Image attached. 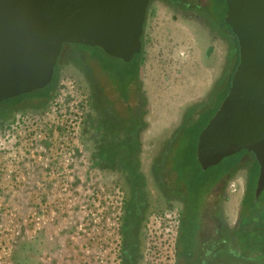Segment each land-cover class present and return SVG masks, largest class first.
Wrapping results in <instances>:
<instances>
[{
  "label": "rangeland",
  "instance_id": "obj_1",
  "mask_svg": "<svg viewBox=\"0 0 264 264\" xmlns=\"http://www.w3.org/2000/svg\"><path fill=\"white\" fill-rule=\"evenodd\" d=\"M144 43L140 90L130 97L136 104L139 92L145 111L129 147L136 173L123 156L129 111L121 86L111 83L118 75L110 80L98 58L72 50L52 98L8 114L0 109V264H185L178 243L185 201L180 189L171 191L173 167L182 153L195 154L231 45L199 10L164 0L148 8ZM248 187L243 167L226 183L205 236L218 226L232 233ZM200 247L196 241L195 253ZM196 263L197 254L187 264Z\"/></svg>",
  "mask_w": 264,
  "mask_h": 264
},
{
  "label": "water",
  "instance_id": "obj_2",
  "mask_svg": "<svg viewBox=\"0 0 264 264\" xmlns=\"http://www.w3.org/2000/svg\"><path fill=\"white\" fill-rule=\"evenodd\" d=\"M151 0H0V102L53 80L66 44L99 46L131 61L143 48ZM225 22L239 62L228 93L201 130L197 160L204 170L243 149L259 164L264 191V0H226Z\"/></svg>",
  "mask_w": 264,
  "mask_h": 264
},
{
  "label": "trees",
  "instance_id": "obj_3",
  "mask_svg": "<svg viewBox=\"0 0 264 264\" xmlns=\"http://www.w3.org/2000/svg\"><path fill=\"white\" fill-rule=\"evenodd\" d=\"M153 0H151L149 7ZM165 2L175 7L182 8H196L203 14L209 23L219 29V31L230 40V53L228 66L225 72L224 81L220 83L219 89L216 94L209 98L215 101V107L211 114L206 116V122L198 130L196 137L195 154L190 156L187 153H182L181 159L173 167L177 172V179H173L174 187L171 191L174 192L177 188L182 191V198L185 201V207L181 214L180 237L183 243V254L190 261L194 255L197 254L196 264H204L206 261L211 263L218 262L219 260L243 262L244 264H264V218L260 219V211L263 210L261 204L264 202L262 194L258 199L255 198V189L257 186V179L259 176V164L253 152L245 149L242 151L226 157L218 165L212 166L204 170L197 160V142L201 130L206 126L209 119L215 114L216 110L222 103L224 97L228 93L231 84L233 72L239 62V49L237 39L231 35V30L225 22V14L227 10L226 0H164ZM144 35L142 36V40ZM143 44L144 41H143ZM77 51L79 58H84L85 55L98 58L101 62L103 71L109 74L117 73L115 79L110 78L111 83L115 87L121 86L122 100L126 103L129 117L126 120L125 137L121 145L126 144L127 150L132 146L134 140L137 138L142 127L145 125L143 120L144 104L143 99L138 92L139 101L133 104L130 97L133 92L140 90L139 84V71L143 63V52L137 53L131 61H124L123 59L113 57L107 54L99 46H88L84 44H66L58 58L57 65L55 66L54 76L51 83L42 89L32 91L30 93L21 94L19 96L9 98L0 102V109L4 114L16 112L25 106L30 105H43L47 100L53 97L59 82V74L62 67V61L65 57L72 59L73 56L70 52ZM86 57V56H85ZM83 67L88 71L89 75L93 77V73L86 64ZM36 104V105H35ZM206 104H199L193 108L203 112ZM199 112V113H200ZM186 132V131H185ZM190 132H186L189 135ZM174 139L170 140L169 147H172ZM186 144V143H185ZM189 145H185V150ZM168 147V148H169ZM167 148V149H168ZM132 149H129L123 155L128 162V166H132L131 170L136 173V166L131 160ZM167 153V151H166ZM247 157L246 163L243 162L242 157ZM131 160V163L129 161ZM247 167L248 169V190L245 194L240 217L230 235L220 236L215 232L213 239L212 249L208 252L200 251L199 254L195 253V237L197 230L202 231L206 227L207 222H217L216 214L219 211V203L223 196L226 183L233 177L241 168ZM157 176L161 183L165 184V178L160 171H157ZM222 182V186L218 187ZM215 214V216H214ZM244 244V246L242 245ZM200 255V256H198Z\"/></svg>",
  "mask_w": 264,
  "mask_h": 264
},
{
  "label": "flooded vegetation",
  "instance_id": "obj_4",
  "mask_svg": "<svg viewBox=\"0 0 264 264\" xmlns=\"http://www.w3.org/2000/svg\"><path fill=\"white\" fill-rule=\"evenodd\" d=\"M143 41H144V38H143ZM142 50H144V44H143ZM214 216H215V214H214ZM216 218H217V214H216ZM217 226H218V223H217ZM205 229L206 228H203L202 231L197 230L196 237H195V242L198 241V243H200V246H201L200 250L201 251L208 252V251H210L212 249L215 232L219 233L220 236H225V235H223V233H221V230H220L219 226L217 227V229H216V231L214 233H212L211 235H208V236L207 235L205 236V234H204ZM207 238H210L209 239L210 241ZM178 243H179V249H180L179 250V257H183L184 260H185V264H187L188 263V259L183 254V243H182L181 237H180V227H179V231H178ZM208 245H209V249L207 247ZM204 264H209V262L206 261Z\"/></svg>",
  "mask_w": 264,
  "mask_h": 264
}]
</instances>
